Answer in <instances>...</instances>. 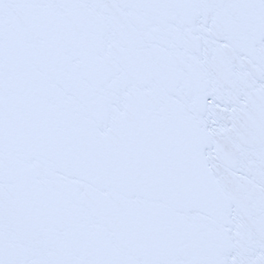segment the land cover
Masks as SVG:
<instances>
[{
  "label": "snow or ice",
  "instance_id": "1",
  "mask_svg": "<svg viewBox=\"0 0 264 264\" xmlns=\"http://www.w3.org/2000/svg\"><path fill=\"white\" fill-rule=\"evenodd\" d=\"M0 264H264V0H0Z\"/></svg>",
  "mask_w": 264,
  "mask_h": 264
}]
</instances>
